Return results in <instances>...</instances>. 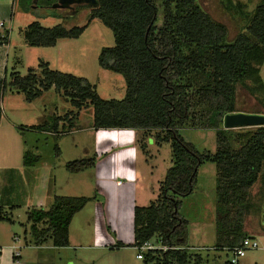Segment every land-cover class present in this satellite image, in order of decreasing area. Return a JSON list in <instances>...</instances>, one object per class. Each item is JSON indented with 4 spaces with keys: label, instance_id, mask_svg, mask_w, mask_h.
<instances>
[{
    "label": "trees",
    "instance_id": "trees-1",
    "mask_svg": "<svg viewBox=\"0 0 264 264\" xmlns=\"http://www.w3.org/2000/svg\"><path fill=\"white\" fill-rule=\"evenodd\" d=\"M96 1L93 18H100L115 37L114 46L102 49L99 64L124 76L123 99H104L88 79L51 70L48 64H43L41 75L34 69L23 76L12 72L10 84L25 93L28 101L55 87L78 110L92 105L96 128L143 129L158 142L171 144L172 166L158 198L149 206L134 208V246L140 248L156 240L166 247L146 251L144 264H202L204 258L186 247L187 220L179 209L181 199L193 193L198 169L207 161L218 169L215 246L219 250L239 246L248 237L244 222L250 188L264 164V126L239 132L236 137L232 129L222 126L226 114L242 111L236 105L238 84L251 78L264 90L260 73L264 0L255 7L246 30L231 41H226L227 27L215 21L198 0ZM36 2L18 0V5L29 13ZM83 31L84 27L50 28L34 21L27 25L24 37L31 46L49 47L62 38H78ZM5 87L6 79L0 78V120ZM73 114L65 119L71 115L69 120H73ZM63 119L55 116L54 131ZM39 127L47 129V122ZM182 128L215 129L216 152L200 153L179 135ZM237 141L241 143L238 148ZM24 160L32 166L39 156L27 152ZM94 164V160H76L69 162L67 169L78 173ZM91 200L56 195L48 209L32 208L28 212L32 241L68 246L70 224ZM4 219L7 217L0 206V221Z\"/></svg>",
    "mask_w": 264,
    "mask_h": 264
},
{
    "label": "rangeland",
    "instance_id": "rangeland-1",
    "mask_svg": "<svg viewBox=\"0 0 264 264\" xmlns=\"http://www.w3.org/2000/svg\"><path fill=\"white\" fill-rule=\"evenodd\" d=\"M15 1L17 5L12 10L14 0H0V22L4 23L0 27V77H6L1 109L17 121L26 153L39 156L37 164H40H36L35 170L28 169L24 196L20 193L15 206L4 208L7 219L0 221V245L5 248L2 264H144L138 254L145 251L134 246V208L149 206L158 198L161 184L172 166L171 144L158 142L143 129L96 128L93 106L78 110L55 87L32 101L17 91L10 84L11 73L23 76L34 69L41 75L43 64H48L51 70L88 79L104 99H123L126 81L122 74L99 64L102 49L114 46L115 37L100 18H93L91 4L64 8L57 0H37L26 13L18 0ZM260 1L198 0V3L215 21L227 27L226 41H231L246 30ZM34 21L50 28L84 27V31L78 38L59 39L54 46H31L24 30ZM8 32L9 46L2 38ZM260 70L264 78V69ZM235 98L238 109L243 112H264V90L251 78L236 86ZM73 112V120L65 119ZM54 116L64 118L58 132L43 131L45 122L54 131ZM41 125L43 128H39ZM257 128L232 130L236 137L239 132ZM179 135L200 153L217 150V133L213 128H182ZM240 144L235 142V147ZM76 160H94L95 164L82 172H70L67 164ZM3 165L0 159V167ZM217 174L214 162L202 164L193 193L181 199L179 209L187 220L186 247L204 258L202 264H225L231 257L228 250L215 246ZM250 190L251 205L245 216V228L260 247L247 250L239 264H264V230L259 222L264 209V167ZM56 195L86 196L92 200L73 218L68 246L55 247L49 241L36 245L29 233L28 212L32 208L48 209ZM152 243L158 245L156 240ZM13 246H21L20 257H15Z\"/></svg>",
    "mask_w": 264,
    "mask_h": 264
},
{
    "label": "crops",
    "instance_id": "crops-1",
    "mask_svg": "<svg viewBox=\"0 0 264 264\" xmlns=\"http://www.w3.org/2000/svg\"><path fill=\"white\" fill-rule=\"evenodd\" d=\"M15 4H16V1L14 0L12 4V10L15 7ZM2 38L5 40V42L9 46L10 41H11L10 33H7L5 36H2ZM1 65L2 64H0V67ZM260 68L264 69V62L262 64V67ZM260 71H261L260 73L262 74V70ZM0 76H1V73H0ZM262 78H263V75H262ZM263 81H264V78H263ZM247 112H252V111H247ZM256 113H261V112H256ZM70 118L72 117H69V119ZM16 122L17 121H15L12 115L7 114V113L5 114L2 113L1 120H0V159L4 161V165L3 167H0V202L3 204V205L0 204V206L3 209L6 207V205L10 206L12 204V207L15 206L17 203L14 204V202H16V200L18 199V195H20V193L22 194V196H24L27 171L29 168H34L35 170V167L40 164V163L38 164L36 163L37 165L35 164L32 166L26 165L25 160H24L26 149H25V145H22V142L20 141L22 137L18 132L19 126ZM60 122H62V120ZM60 122L58 124L56 131H51L52 130L50 129L51 127H48L47 128L48 130L45 129L43 131L50 132V133H57ZM17 133L19 135H17ZM23 142L25 143V141ZM13 151L14 153L12 154ZM263 167H264V164H263ZM259 178H260V175H259ZM255 184L251 187L252 189L255 186ZM249 197L250 196H248V200L250 199ZM250 205L251 204L249 202V207ZM43 206L45 205L41 204V207ZM263 208H264V204H263ZM246 214L248 215L249 213L247 212ZM263 214H264V209L262 210L261 219L259 221L260 223H262L260 225L264 230V215ZM133 224H134V214H133ZM244 231L246 232L247 236L254 238V235L245 228V222H244Z\"/></svg>",
    "mask_w": 264,
    "mask_h": 264
},
{
    "label": "built area",
    "instance_id": "built-area-1",
    "mask_svg": "<svg viewBox=\"0 0 264 264\" xmlns=\"http://www.w3.org/2000/svg\"><path fill=\"white\" fill-rule=\"evenodd\" d=\"M3 26H4V23L0 22V27H3ZM15 240L19 241V238L15 237ZM259 247H260V245L255 238H252L249 236L244 238V240L242 241V243L239 246L234 247V248H230V249H226V250H228V252L231 253V257L229 259L230 264H239L240 260L246 255L247 250L257 249ZM20 248H21V246H13L12 247V249H14L13 251H14L15 257H20V255H21ZM155 248H166V247H162L161 244L154 245L152 242H148V243L144 244L142 247H140L139 249L146 252L149 249H155ZM4 250H5V248L0 245V264H2V261H3ZM138 257L140 259H142L143 254L139 253Z\"/></svg>",
    "mask_w": 264,
    "mask_h": 264
},
{
    "label": "water",
    "instance_id": "water-1",
    "mask_svg": "<svg viewBox=\"0 0 264 264\" xmlns=\"http://www.w3.org/2000/svg\"><path fill=\"white\" fill-rule=\"evenodd\" d=\"M76 0H58V4H70ZM80 2L81 0H77ZM92 6L97 4L96 0H86ZM264 126V113L254 112H234L228 113L223 119L224 129L247 128V127H262Z\"/></svg>",
    "mask_w": 264,
    "mask_h": 264
},
{
    "label": "flooded vegetation",
    "instance_id": "flooded-vegetation-1",
    "mask_svg": "<svg viewBox=\"0 0 264 264\" xmlns=\"http://www.w3.org/2000/svg\"><path fill=\"white\" fill-rule=\"evenodd\" d=\"M58 1V0H57ZM74 4H90V3H88L86 0H81L80 2H78L77 0L76 1H73L72 3H70V4H59L61 7H64V8H67V7H71V6H73Z\"/></svg>",
    "mask_w": 264,
    "mask_h": 264
}]
</instances>
